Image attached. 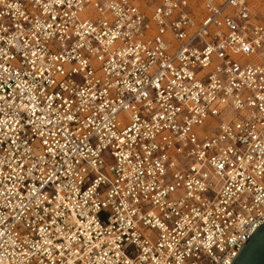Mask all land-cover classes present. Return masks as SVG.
<instances>
[{
	"label": "built area",
	"instance_id": "2783aa9c",
	"mask_svg": "<svg viewBox=\"0 0 264 264\" xmlns=\"http://www.w3.org/2000/svg\"><path fill=\"white\" fill-rule=\"evenodd\" d=\"M264 222V0H0V264H230Z\"/></svg>",
	"mask_w": 264,
	"mask_h": 264
},
{
	"label": "water",
	"instance_id": "95a60500",
	"mask_svg": "<svg viewBox=\"0 0 264 264\" xmlns=\"http://www.w3.org/2000/svg\"><path fill=\"white\" fill-rule=\"evenodd\" d=\"M230 264H264V222L246 239Z\"/></svg>",
	"mask_w": 264,
	"mask_h": 264
},
{
	"label": "rangeland",
	"instance_id": "374dc122",
	"mask_svg": "<svg viewBox=\"0 0 264 264\" xmlns=\"http://www.w3.org/2000/svg\"><path fill=\"white\" fill-rule=\"evenodd\" d=\"M137 1L139 4L145 5L146 7H149L153 2V0H137Z\"/></svg>",
	"mask_w": 264,
	"mask_h": 264
}]
</instances>
